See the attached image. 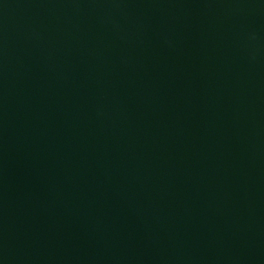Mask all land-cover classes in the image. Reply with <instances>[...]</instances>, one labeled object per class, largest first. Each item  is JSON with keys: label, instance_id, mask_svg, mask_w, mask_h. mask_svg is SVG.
Segmentation results:
<instances>
[{"label": "water", "instance_id": "obj_1", "mask_svg": "<svg viewBox=\"0 0 264 264\" xmlns=\"http://www.w3.org/2000/svg\"><path fill=\"white\" fill-rule=\"evenodd\" d=\"M0 264H264V0H0Z\"/></svg>", "mask_w": 264, "mask_h": 264}]
</instances>
